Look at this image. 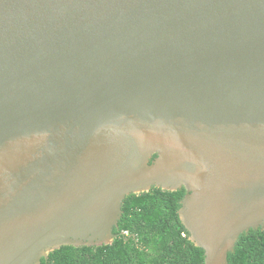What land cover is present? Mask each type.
<instances>
[{"label":"water","instance_id":"water-1","mask_svg":"<svg viewBox=\"0 0 264 264\" xmlns=\"http://www.w3.org/2000/svg\"><path fill=\"white\" fill-rule=\"evenodd\" d=\"M154 186L205 264L264 227V0H0V264L112 244Z\"/></svg>","mask_w":264,"mask_h":264},{"label":"trees","instance_id":"trees-1","mask_svg":"<svg viewBox=\"0 0 264 264\" xmlns=\"http://www.w3.org/2000/svg\"><path fill=\"white\" fill-rule=\"evenodd\" d=\"M185 194V188L171 191L155 186L149 192L130 194L113 228L112 244L62 246L41 264H205L204 250L190 240L179 216ZM228 264H264V227L239 236Z\"/></svg>","mask_w":264,"mask_h":264},{"label":"built area","instance_id":"built-area-1","mask_svg":"<svg viewBox=\"0 0 264 264\" xmlns=\"http://www.w3.org/2000/svg\"><path fill=\"white\" fill-rule=\"evenodd\" d=\"M123 234L124 235H128L129 233H128V231H124Z\"/></svg>","mask_w":264,"mask_h":264}]
</instances>
